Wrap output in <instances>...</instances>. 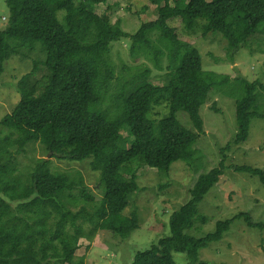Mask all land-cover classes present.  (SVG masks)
Wrapping results in <instances>:
<instances>
[{
  "label": "trees",
  "instance_id": "trees-1",
  "mask_svg": "<svg viewBox=\"0 0 264 264\" xmlns=\"http://www.w3.org/2000/svg\"><path fill=\"white\" fill-rule=\"evenodd\" d=\"M108 1L7 0L8 22L0 30V79L6 62L25 48L33 51L41 44L45 59L34 62L32 71L20 79L21 99L0 121L10 131L0 138V264H86L85 257L76 256L81 239L90 241L105 230L128 239L140 227L137 212L124 215L130 195L139 189L133 165L160 173H170L180 161L193 166L194 146L204 131L200 110L213 89L231 97L242 94L236 101L234 144L248 140L253 118H264L256 111V91L264 90V85L204 70L194 43L169 25L176 19L187 31L200 27L202 37L221 34L234 62L252 36L264 34L259 31L264 0H189L182 6V0H152L158 18L143 23L134 35L123 32L119 20L112 24L106 14L96 13V7ZM123 38L130 39V55L136 61L144 58L161 71L166 59L168 82L152 85L146 69L131 91L119 97L113 113L101 105L115 78L111 45ZM161 106L168 114L153 118ZM181 111L189 116L192 130L178 120ZM125 130L130 140L123 137ZM31 143L42 144L59 160H88L91 170L100 172L104 198L92 213L86 207L74 212L70 205L77 203L66 197L78 191L81 201H94L84 179L52 171L50 160L37 163L28 183L16 176L15 154ZM230 146L221 150L220 165L199 177L190 199L171 216V235L138 252L132 264H176L174 253L185 254L187 264H209L199 259V252L220 242L234 221L244 220L249 228L264 231V222L255 223L241 212L218 222L216 230L202 238L186 234L196 218L207 223L198 205L223 176ZM232 169L258 177L264 186V170Z\"/></svg>",
  "mask_w": 264,
  "mask_h": 264
},
{
  "label": "rangeland",
  "instance_id": "rangeland-1",
  "mask_svg": "<svg viewBox=\"0 0 264 264\" xmlns=\"http://www.w3.org/2000/svg\"><path fill=\"white\" fill-rule=\"evenodd\" d=\"M188 1L182 0L180 5ZM171 4L174 5V2ZM96 13L106 14L112 24L119 20L122 31L128 35H134L143 23L158 18V8L152 0H109L97 6ZM64 15V12L59 13L61 21ZM8 16L7 0H0V30L5 29ZM169 25L178 30L182 39L194 43L204 70L233 77L239 75L250 82L258 81L264 85V34L252 36L232 62L227 54V42L221 34L202 37L200 27L187 31L185 25L176 19ZM262 30L264 24L259 31ZM130 42V39L123 38L111 45L110 60L115 68V78L105 92L101 105L103 110L115 113L119 97L131 91L146 69H150L149 82L152 85L163 86L168 82V61H162L164 69L161 71L144 58L136 61L130 55ZM40 45H36L33 51L25 48L21 55L13 56L6 62L0 79V121L14 110L21 99L18 90L20 79L32 71L34 62L44 61L45 54ZM256 94V111L264 115V90L258 88ZM241 97L239 92L236 97L218 89L210 92L200 110L204 131L194 146L193 166L180 161L173 164L170 173H160L145 165H133L137 171L139 189L130 195V204L124 215L130 217L133 212H137L140 227L128 239L107 230L99 231L90 241L83 238L79 242L77 258L85 257L86 264H132L138 252L146 251L157 245L160 239L169 237L171 216L190 199V190L199 177L220 165L224 159L221 150L229 144L231 146L226 152L223 176L198 205L199 215L205 216L208 221L203 225L196 218L193 228L187 230L186 234L202 238L214 232L218 222L232 219L241 212L250 214L255 223H263L264 186L258 177L232 169L233 166H249L264 170V118H253L248 140L234 144L238 133L236 101ZM167 114L168 108L161 106L153 112L152 117L159 119ZM177 118L184 127L192 130L193 124L186 113L179 112ZM9 132L0 126V138ZM122 135L130 140L127 130ZM40 160H50V168L54 172L84 179L94 201H81L78 191L67 193V200L77 203L70 205L71 210L77 212L86 207L92 213L100 205L104 198L100 172H93L88 160L72 162L54 158L40 143H31L23 153L15 154L16 176L28 183ZM173 256L176 264H187L185 254L174 253ZM199 259L209 264H264V231L249 228L244 220H236L220 242L199 252Z\"/></svg>",
  "mask_w": 264,
  "mask_h": 264
}]
</instances>
